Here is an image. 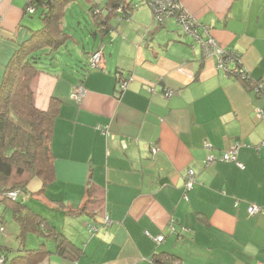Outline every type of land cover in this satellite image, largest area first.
<instances>
[{"label": "crops", "instance_id": "crops-1", "mask_svg": "<svg viewBox=\"0 0 264 264\" xmlns=\"http://www.w3.org/2000/svg\"><path fill=\"white\" fill-rule=\"evenodd\" d=\"M180 2L221 47L240 54L251 80L226 75L174 19L156 24L143 6L129 19L110 18V31L101 34L112 39L104 45L105 73L59 58L71 36L53 54L44 50L31 91L40 110L53 99L58 104L50 141L55 180L43 190L34 179L23 203L80 255L58 256L50 238L29 234L26 249L45 243L53 253L40 264H264V213L248 214L251 205L264 207V119L257 116L264 100L253 90L264 82V0ZM26 6L0 0V88L16 51L42 27ZM80 85L85 96L75 101ZM237 143L245 169L205 166L208 155ZM190 169L196 183L185 199ZM3 201L0 254L11 259L21 249L20 226Z\"/></svg>", "mask_w": 264, "mask_h": 264}, {"label": "trees", "instance_id": "trees-1", "mask_svg": "<svg viewBox=\"0 0 264 264\" xmlns=\"http://www.w3.org/2000/svg\"><path fill=\"white\" fill-rule=\"evenodd\" d=\"M72 1L27 0L26 13L30 16L39 14L42 27L33 31L31 38L16 51L6 68L0 88V194L20 190L16 200L6 196L3 203L11 208L13 218L20 226L18 239L21 241V249L11 259L0 254V258L4 259L2 264H40L53 254L45 243L36 249H26L25 241L29 234L43 239L50 238L55 243L54 253L58 256L72 260L80 255V248L71 239L23 203L34 179L42 182L43 190L55 180V159L50 141L58 104L53 99L47 110L38 109L34 105L31 82L36 73L37 61L45 55L43 51L50 49L49 52L53 54L67 43L69 35L63 29V19ZM88 1L92 5V19L98 27L91 31L93 36L98 31L102 35L110 31V18L113 15L121 13L122 19H129L136 10V0H107L103 7L96 0ZM30 5L36 7L34 14L28 12ZM97 8L102 13H96ZM105 11L108 12L107 16L103 15ZM87 66L89 70H95L90 68L89 62ZM237 80L247 85L251 79ZM167 92L165 90L164 94ZM165 260L170 261L169 257Z\"/></svg>", "mask_w": 264, "mask_h": 264}, {"label": "built area", "instance_id": "built-area-1", "mask_svg": "<svg viewBox=\"0 0 264 264\" xmlns=\"http://www.w3.org/2000/svg\"><path fill=\"white\" fill-rule=\"evenodd\" d=\"M142 5H147L153 12V17L159 24H164L169 19H174L181 30L192 37V39L200 46L203 54L205 56H214L217 58V67L219 70H223L226 75L234 77L236 79L247 80L249 75L247 71L243 68L241 62V56L236 51H229L221 47L216 40L210 34V29L207 26L200 24L192 15H190L181 4L180 0H139L135 3L134 9L140 8ZM111 11V10H110ZM28 12L34 14L36 12V7L30 5L28 7ZM96 13H102L98 8ZM91 69L104 70L105 61L103 49L100 48L97 51L90 54L88 59ZM127 88V82L121 80L119 83V90L124 91ZM149 92H153V87H147ZM254 92L263 98L264 100V82H258L254 84ZM172 92H167L164 96L171 97ZM85 96V89L82 85L75 88L72 98L75 101H81ZM257 116L260 119H264V107L257 110ZM102 128V127H100ZM102 130V129H101ZM207 148L211 149L210 145H206ZM240 145L237 143L229 151H225L220 156H215L210 154L204 161L205 166H210L216 162L234 163L239 169H245V165L238 158V151ZM156 149L153 152L156 153ZM196 183V172L194 170H189L186 176V191L187 194L184 196L188 199V192L194 188ZM19 196V192L15 191L9 194L11 199L16 200ZM264 213V207L251 205L248 208L249 216H256ZM105 223H109L108 218H106ZM3 228H1V232ZM91 232H96L95 227H92ZM165 237L160 235L154 239L157 243L163 242ZM4 262L3 258H0V264Z\"/></svg>", "mask_w": 264, "mask_h": 264}, {"label": "rangeland", "instance_id": "rangeland-1", "mask_svg": "<svg viewBox=\"0 0 264 264\" xmlns=\"http://www.w3.org/2000/svg\"><path fill=\"white\" fill-rule=\"evenodd\" d=\"M94 1L95 0H93V2ZM96 1L100 4H102V7L105 6V4L107 2V0H96ZM91 6L92 5L88 0H73L68 5V7L66 8L65 16L63 19L64 30L69 36H71V38H74L75 41H77L78 43H76L75 41L69 42L68 48H64L63 50H61V53L59 54L60 59L63 56L62 58H66V60L69 59L71 61V59L72 60L78 59V60H82L81 61L82 63L87 62V64H88V59H89V56L91 53H93L94 51H96L100 48L103 49L105 44L109 45V43L112 42L110 35L105 36L103 38L101 36L100 31L97 32V34L99 36H98V39L95 40V36H93L91 31L97 30L98 27H96V24L92 19V15L90 12ZM142 6L145 7L143 10L150 11L152 13V16H153V12L150 9V7H148L147 5H142ZM107 14H108V12L105 11L103 15L106 16ZM32 18L35 21L41 22L39 14L32 16ZM155 23L159 24L156 21H155ZM93 48H95L94 51L92 50ZM105 58H106V56L104 54V61H105ZM105 65H106V61H105ZM103 73H105V69H104ZM190 170H193V169H190ZM15 191H20V190H13V191H10L8 193H2V194H0V199L2 201L6 200V196L9 197V194L13 193ZM189 192H188V194H189ZM186 194H187L186 186L184 185L183 196H185ZM11 222H9V223H11ZM1 228H3L2 232H1ZM1 228H0V232L5 233V228L4 227H1ZM32 241H33L32 237H29L27 245L31 246Z\"/></svg>", "mask_w": 264, "mask_h": 264}]
</instances>
